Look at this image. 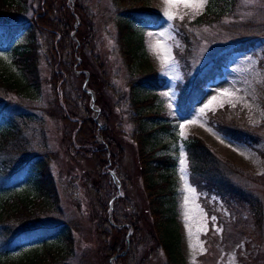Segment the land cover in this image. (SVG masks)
I'll list each match as a JSON object with an SVG mask.
<instances>
[{
    "label": "rangeland",
    "instance_id": "1",
    "mask_svg": "<svg viewBox=\"0 0 264 264\" xmlns=\"http://www.w3.org/2000/svg\"><path fill=\"white\" fill-rule=\"evenodd\" d=\"M122 1L125 6L135 0ZM144 1L163 16L157 24L141 27L144 51L165 80L160 90L137 93V84L130 81L138 74L134 68L137 60L129 61L128 54L124 53V57L121 52L117 40L119 12L112 0H67L74 18L75 29L71 35L77 46L80 44L76 36L78 27L83 24V30H89L77 12L79 5L89 17L92 35L84 42V50L76 55L83 69L73 70L59 93L63 98L57 99L53 93L52 78L57 69L50 65L51 39L40 30L33 32L32 39L38 58L37 77L31 74L36 90L26 93L21 85L24 80L20 79L10 92H0V97L9 99L5 106L3 103L0 106L1 116L4 115L2 122L18 124L14 127L16 133L11 136L12 147L26 139L31 152L35 147L43 151L48 160L49 196L47 200H34L30 209L35 213L31 218L33 223L53 228L54 235L47 240L50 245L58 246L57 240L60 241L61 258L52 260L48 256L49 263L119 264L117 257L125 255L127 261L130 258L128 264H181L180 260L169 262L160 248L162 240L164 242L160 236L164 235L162 223L173 218L164 225L171 227L178 239L183 264H264V0H237L234 8L232 5L231 16L223 17L220 24L188 26V32L195 38L194 44H198L193 46L186 66L177 55L176 49L182 48V44L174 23L178 19L182 23L196 20L204 13L208 0L203 2V7H198L201 0H189L190 6L179 2L166 5L165 0ZM6 2L12 9L20 10L14 11L15 14L0 12L1 22L28 21L36 10L33 8L45 10L48 18L59 19L63 13L58 0H28L18 7L13 0ZM166 7L173 19L164 15ZM231 25L234 31L230 30ZM239 26L244 29L242 32H238ZM128 31L129 27L123 25L120 42L124 47L125 39L121 36ZM28 33L29 30L21 33L20 43L31 41ZM160 33L163 35H158ZM134 46L139 47L136 43ZM55 53L61 55L60 61L67 67V50L63 56L59 48ZM224 53L223 75L207 86L206 94L189 115H182L179 111L181 91L189 88L198 73ZM0 74L2 79L21 74L10 52H0ZM80 74L83 81L79 79ZM91 94L97 109L92 108ZM141 94L145 102L135 104ZM147 95L151 98L144 97ZM135 109L148 111L139 115ZM133 111L134 117L145 121L146 124H142L149 128L147 133L152 135L150 142L156 146L157 153L169 155L176 161L169 181L160 182V190L165 193V212L157 216L150 211L151 198L144 189L140 173L136 135H133L139 123L132 120ZM145 116L150 118L145 119ZM84 119L96 124V141H107L113 155L121 157L120 164L111 167L109 162L105 170L97 168L95 160L101 157L93 152L99 149L90 144L89 139H81V133L85 135L91 130ZM231 121H236L240 128H249L246 136L240 139L226 134L225 131L231 130L222 123ZM72 122H77L74 130L67 126ZM103 126L107 130L101 136L99 131ZM235 134L239 135L237 131ZM193 136L204 140L223 164L222 169L209 168L212 178L218 182L202 181L205 183L202 188L191 178L185 146V140ZM1 149L8 153L12 150ZM105 149L109 148L105 146ZM181 159L185 160L183 172ZM204 168L207 167L200 166L199 170ZM32 169L28 171L26 166L18 174L22 177L21 184L10 180L9 174H2L1 188L24 189L31 183L26 175L32 173ZM104 175L110 178L101 177ZM222 182L242 189L247 201L242 200L243 196H223L212 188L222 190ZM18 215L7 216L6 220ZM133 220L140 231L134 229ZM137 240L143 245H138ZM16 244L18 248H14ZM34 245L39 244L21 239L12 244L10 254L13 259L22 258ZM122 248L124 251L120 252Z\"/></svg>",
    "mask_w": 264,
    "mask_h": 264
},
{
    "label": "trees",
    "instance_id": "2",
    "mask_svg": "<svg viewBox=\"0 0 264 264\" xmlns=\"http://www.w3.org/2000/svg\"><path fill=\"white\" fill-rule=\"evenodd\" d=\"M3 1L2 4H0L1 13L11 12V14H15L14 11L20 10L15 8L12 9V5H8L6 2L10 0ZM13 1L14 3L16 2L18 4L16 7L26 4L28 2V0ZM35 1L39 2V0H34V2ZM112 1L115 5V8L117 9V12H119L117 40L120 44L121 52L123 51L122 54L124 57H126L125 55L128 54L127 59L129 61L131 60L132 62H134V60H137V63L135 64L134 68L137 70L138 74L135 78L133 77L132 79H130V81L133 84H137V86L135 85L137 93L140 90L142 92L145 91L144 94L151 93L153 90H160L165 84V80L159 76L158 70L155 68L154 64L144 51L142 35L143 33L141 27L142 25L145 26L157 24L162 19L161 13L152 10L149 6V3L144 0H135L132 1L131 4L125 6L123 5L122 0ZM58 2L61 4L63 9V13L60 15L59 19L51 18L50 16L48 18L46 16L45 10H41V8H33V10L36 9L34 11L35 14L33 13V15L29 18L28 21L16 22L12 24L7 23L8 21L1 22L2 20H0V49H4V51L7 50V52L11 53V55L13 56V61L17 63V66L21 72V74L17 76H7V78H10L13 82L10 79H2V75L0 74L1 93L3 91L10 92L11 90H13V87L15 86L16 82H18V80L20 79L24 80L21 85L23 86L22 89L26 93L31 94V92H34L36 90L35 87L37 86H35L34 79H32V75L37 77L38 66V58L34 53L36 45H33L34 41H32L36 30H40L45 36H47L46 34H48V37H50L51 39V43L48 46V54L51 59L50 65H52V68L55 66L57 69L52 78L53 93L55 96H57V99L63 98V95L59 93L67 85L69 77L73 75V70H75L76 68L83 69L82 64L77 63L76 55L80 54L81 49L84 50V42H86V39H88L89 35H92L90 31L91 28L89 25V17L85 15L84 8L79 5V9L77 10V12L81 16V19L83 18V20H85V27L88 26L89 30H83V24L82 26L78 27L76 31V36H78L77 38L79 39L80 44L79 46H77L75 41L72 39L71 35V32L75 29L72 11L67 4V0H58ZM236 2L237 0H208V4L204 13L200 15L196 20L192 21L191 23L187 20H184L183 23L180 22L179 19L175 21L174 24L178 28L176 34L182 44V48L176 49L177 55L180 61L185 66L188 63L187 57L191 53L193 46H197L198 44H194L195 38L192 36V33L188 32L187 27L196 26V28H199L203 25H212L214 23L220 24L221 20H223V17L231 16L232 5L234 8ZM23 11H28V9H24ZM123 25H127L130 29V31L125 33V36H121L125 39V47L120 42V34H123ZM231 27L232 25L229 27L230 30L234 31V28ZM26 30H29L28 36L31 41H26V43L19 42L18 44H15L17 36L24 31L26 32ZM48 30H52L50 34L47 33ZM242 30H244L242 26H239L238 32H242ZM135 43L139 46L138 49L136 46H134ZM76 47L79 49V51L78 49L76 50ZM57 48L62 50V56L64 55V51L67 50V56L69 61L67 67L65 66V62L62 63L60 61L61 55H56L55 51L57 50ZM225 56V53L219 56L215 60V62L211 64L207 69L198 73L196 78L191 81L189 88L184 91H181L179 111L182 115H188L191 112L193 105L198 100H200L202 96L206 93L208 84L223 75L224 66L222 65V63L225 59ZM5 67L7 68L8 66L5 65ZM64 69H66V71H64ZM83 78V75L79 77L81 81L84 80ZM151 96L152 98H156L155 95L151 94ZM144 97L151 98L149 95ZM139 99L140 100L138 101H134L135 104H138L140 101L145 102V98H143V95L139 97ZM1 102H3L2 97H0V105ZM135 111H137L139 115H142V113H145L146 111H148V109H135ZM135 111L132 112L131 118L133 121L139 123L137 130L135 128L137 133L133 135H136L134 137V142L138 150V162L140 163V173L143 178L144 189L146 188V190L149 191V196L151 198L150 211L152 215L155 214L157 216L158 213L160 215L165 212V202L163 201L165 193L164 191L160 190L162 189L160 182L169 181L170 175L172 174L171 171L174 168L176 161L172 159V157L169 155H161L157 153V151L155 150L156 146L150 142L152 135L147 133V130H149V128L144 126L146 123L142 120V117H134ZM1 114L2 113H0V179L2 177V174L3 176L9 174L8 176L9 179L11 178L10 180L14 181L16 184H21L19 180L22 177L18 174H20V172L24 168H26V166H28V171L31 169V167H33V169L32 173L26 175H29V178H31V183H29L28 185L24 184L27 186L22 190H16L14 188H1L3 186L0 183V264H51L49 263L48 256H51L50 259L52 260L59 259V257L61 258V253L58 251L60 241L57 240L58 246H56V244L50 245L47 240L54 235L53 228L42 227L41 225H38L37 222L33 223L31 221V218L34 216L35 213H32L30 209V206L33 204L34 200H47V197L49 196L50 187L48 186L49 179L47 178L49 174L48 160L44 157L43 151L37 150L35 149V147L34 149L32 148L34 151L31 152V147H29L31 145L29 144V142L26 141V139H23V142H21L20 144L16 143L15 147H12L13 143L11 142V144L10 140L13 141L14 139H12L11 136H14V133H16L14 132L16 130L14 127L18 126V124L14 126L9 123L8 125L4 124L1 120L4 115L1 116ZM156 114L157 113H155V116H157ZM144 118L146 119L150 117L145 116ZM85 122L88 124L91 130L89 132L86 130L87 132L85 135L81 133V139H89L90 141L88 142H90V144H93L99 149L96 152H93V155H95L94 153H96L97 157H101V159L99 158L98 160H95V165L97 166V168H104L105 170L106 168H108L109 162H111V167L115 166V164L117 163L120 164L121 157L116 158L113 155L111 148L109 147L110 144L107 141H105L104 139L102 143L96 141V124L90 119L85 120ZM217 123L219 122L217 121ZM222 124L227 125V127L230 128L231 131L225 132L226 134L233 136L234 138L242 139L244 136H246L244 134L247 133L249 129L240 128L236 121H231L228 124ZM67 126L70 129L74 128V126L76 128L77 122H72V124L70 123ZM164 129L167 128L165 127ZM77 130V133H80V129ZM106 130L107 128L104 126L101 128V130L99 131L100 134H102L101 136H103V133ZM221 130L223 131L224 129L221 128ZM236 131L239 133V135L235 134ZM68 138L72 141L71 137ZM111 139L114 141L113 138ZM147 145L148 147L146 148L145 146ZM105 146H107L110 150H106ZM185 146L189 158L191 178L193 182L196 185H200V188H202L201 185L203 186V184H205L202 183V181L209 183L218 182L212 178V170L210 171L209 168H214L216 170H218L219 168L222 169L223 164L221 163L222 161L219 158H215L214 154L205 144V141L199 137L193 136L185 140ZM2 147L12 149L10 150L11 153H8L6 149L2 150ZM99 153L100 155H98ZM88 155L89 157L92 156L90 154ZM200 166H205L207 168H204L200 171ZM199 175H202V177ZM101 177L110 178L109 175H104ZM200 177H206V180H201ZM103 180L102 182L104 183L105 181ZM0 181L4 180L1 179ZM226 182L230 181L226 180ZM100 185L102 184L100 183ZM212 188L218 190L223 196H229L232 198L233 196H243L242 200L247 201V197H245V193L242 191V189L239 190L233 185L231 187L229 183L222 182V190L217 189L215 187ZM22 207H24L25 209L23 211H20ZM126 207L129 208V206ZM15 213L19 215L13 217L14 219L10 218L9 220H6L8 219L6 218L7 216H12ZM118 214L120 213H117V215ZM166 220L172 221L173 218L165 219V221L162 223L164 226L162 227L164 228V235L160 236L164 238V242L162 240V246L160 248L164 250L169 262L173 263L177 260H180L181 264H183L179 243H177L178 239L174 236L171 227H169L168 225L166 227L164 225L166 224ZM133 225L135 230H141L137 222H135L134 220ZM113 230L116 233L118 232L115 228ZM138 231L136 232L138 233ZM122 236L124 237V235ZM21 239L28 240L30 244H34V242H37L39 245H34L33 247H31L30 251L27 252L24 257L19 259H13L10 254L11 248L13 247L12 244ZM137 244L140 246L143 245L142 241L140 240H137ZM123 246L125 248V244ZM14 248H18V245L16 244ZM124 248H122L123 250H121L120 252H123ZM52 254L55 255L52 256ZM117 261L119 262V264H128L130 263V258L127 261L125 255H120L117 257Z\"/></svg>",
    "mask_w": 264,
    "mask_h": 264
},
{
    "label": "snow or ice",
    "instance_id": "3",
    "mask_svg": "<svg viewBox=\"0 0 264 264\" xmlns=\"http://www.w3.org/2000/svg\"><path fill=\"white\" fill-rule=\"evenodd\" d=\"M176 2H179V3H184L185 6H190L189 4V0H165V4L168 5V4H172V3H176ZM203 2H206V0H201V3H199L198 7H203ZM164 15L168 17V19H173V15L168 11L167 7L165 8V11H164ZM149 35H152L151 33H149ZM158 35H163V33H160ZM157 43H159V41H157ZM167 95V94H166ZM205 107H208V105H205ZM201 112H203V109H201ZM191 122H195V121H191ZM180 128L183 129L184 128V125L181 124L180 125ZM184 133L181 132V136H183ZM183 155V153H182ZM180 164H181V172L184 171V166H185V160L184 159H181L180 160ZM215 219V218H213Z\"/></svg>",
    "mask_w": 264,
    "mask_h": 264
},
{
    "label": "water",
    "instance_id": "4",
    "mask_svg": "<svg viewBox=\"0 0 264 264\" xmlns=\"http://www.w3.org/2000/svg\"><path fill=\"white\" fill-rule=\"evenodd\" d=\"M94 109H96V107L94 105H92Z\"/></svg>",
    "mask_w": 264,
    "mask_h": 264
}]
</instances>
